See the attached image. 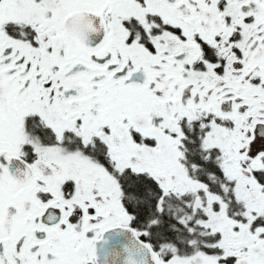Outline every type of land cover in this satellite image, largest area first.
I'll list each match as a JSON object with an SVG mask.
<instances>
[{"label": "snow or ice", "instance_id": "6c2138e0", "mask_svg": "<svg viewBox=\"0 0 264 264\" xmlns=\"http://www.w3.org/2000/svg\"><path fill=\"white\" fill-rule=\"evenodd\" d=\"M0 264H264V0H0Z\"/></svg>", "mask_w": 264, "mask_h": 264}]
</instances>
